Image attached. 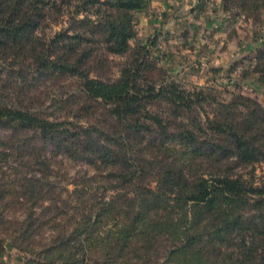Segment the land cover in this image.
<instances>
[{"label": "trees", "instance_id": "trees-1", "mask_svg": "<svg viewBox=\"0 0 264 264\" xmlns=\"http://www.w3.org/2000/svg\"><path fill=\"white\" fill-rule=\"evenodd\" d=\"M146 5L0 0V252L9 242L41 246L44 264H264V108L187 91L132 47ZM63 7L74 8L68 28L45 38ZM70 165L84 169L70 176Z\"/></svg>", "mask_w": 264, "mask_h": 264}, {"label": "rangeland", "instance_id": "rangeland-1", "mask_svg": "<svg viewBox=\"0 0 264 264\" xmlns=\"http://www.w3.org/2000/svg\"><path fill=\"white\" fill-rule=\"evenodd\" d=\"M169 1L146 0V7L133 14L135 37L130 45L145 47L151 58L187 91L211 89L220 93L226 102L233 96L244 95L264 108V76L254 71L258 63H263L258 57L264 51V2L194 0L191 13L184 14L188 12L184 10L177 16L173 10L166 9L165 3ZM73 12V7H63L59 22L51 23L39 33L48 39L67 29L69 15ZM212 17L222 19V25L215 24L216 20L211 22ZM153 19L158 22L151 31L148 26ZM115 61L119 64L124 59ZM116 77L118 70L114 71ZM65 87L73 92L77 84L70 81ZM83 169L70 165L68 172L72 176ZM254 170L255 181L261 184L264 182V165H257ZM242 173L246 171L242 170ZM41 251V246L37 245L22 252L8 242L0 252V264H44Z\"/></svg>", "mask_w": 264, "mask_h": 264}, {"label": "crops", "instance_id": "crops-1", "mask_svg": "<svg viewBox=\"0 0 264 264\" xmlns=\"http://www.w3.org/2000/svg\"><path fill=\"white\" fill-rule=\"evenodd\" d=\"M196 3V2H195ZM194 0H171V1H169V2H166L165 3V5H166V9L167 10H173V12L175 13H177L176 15L178 16L179 15V13L180 12H184V10H188V12L186 13V12H184V14H189V13H191V11H192V8H194ZM218 3H216V6H217V8L218 9H220V6L219 5H217ZM181 14H183V13H181ZM175 15V16H176ZM183 16V15H182ZM184 17V16H183ZM200 18V17H199ZM184 19H186V18H184ZM201 19H203L202 17H201ZM216 20V22H214L215 24H219V25H222V23H223V21H222V19L221 20H217L215 17H212V19H211V22L212 21H215ZM224 20V19H223ZM225 21V20H224ZM157 22L158 21H155V19H153L151 22L149 21V26H148V28H149V30H151V29H153V28H155L156 26H157ZM198 23V22H197ZM201 23L202 24H205V21H201ZM212 24V23H211ZM152 31V30H151Z\"/></svg>", "mask_w": 264, "mask_h": 264}]
</instances>
